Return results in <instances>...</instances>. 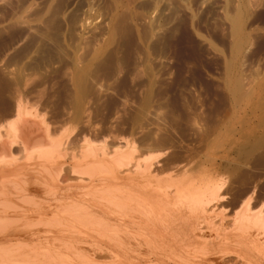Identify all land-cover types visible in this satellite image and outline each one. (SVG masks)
Instances as JSON below:
<instances>
[{"label":"rangeland","instance_id":"obj_1","mask_svg":"<svg viewBox=\"0 0 264 264\" xmlns=\"http://www.w3.org/2000/svg\"><path fill=\"white\" fill-rule=\"evenodd\" d=\"M1 1H0V5H1L0 9L2 10L1 7L3 5V1L2 3ZM39 1L42 2V0ZM49 1L53 2L54 0H49ZM70 1L71 3L69 2V0L67 1V3L68 6L71 5L72 7L70 6L71 9H69L70 7L68 8L67 6L66 9L67 11L70 10L72 13L71 12L69 13V11L68 12L65 11L67 13L61 16L62 19L64 20L61 21L62 22L61 24L63 25V23L66 22V17L70 16L69 18H71L73 16L74 19L77 20V21L75 20L74 22V19L71 18L75 24L72 23V20L70 22L71 24L68 22L64 24L66 26L70 24L69 27H71V25L74 24V28L71 27L72 28L71 31V28H68V26L66 27L64 25L62 29V25H61V27L59 28L65 30L64 33L62 32L61 29H60L61 32H59L58 30L59 28H57L58 26H56L55 29L57 28L58 33L56 32V30H54L53 31L54 34H52L53 32H51L50 35L51 36L54 35L56 38H61V40H59L53 36L55 40L61 42L57 43V41L55 40L54 42L53 39L49 36L50 41L49 40L46 41V44L48 43L50 44V42L53 41L51 43V45L52 44L53 45L51 47L48 44V46H50L49 48L52 49L50 54L47 53L46 55L44 54V52L42 53L41 49H40L41 52L39 50H36L38 48L37 46H40L42 44L41 41L43 38L42 37L40 38L42 34L40 33L41 35H39V32L36 33L34 29H32L34 31H31V28L26 29V25L27 27H30L31 24L28 26V24L25 23L26 25L24 28H23L24 26L23 24L19 25L20 27L18 26V28L20 29L18 31H22L24 29L20 33H17L18 31H14L15 29L12 31L9 29V33L7 32L8 34H6V32H3V30L5 31L3 27H5L6 23L3 22L2 20L3 16L1 17L0 14V56H1L0 59L4 57L3 56L4 52L6 53V54L4 53V55L7 54L15 55L17 51L23 53L22 55L27 56L26 57L27 59L23 56V61L25 60L26 62L31 58L34 59V57L36 60L38 56L40 57L42 53V56L43 54L45 55L43 57L47 56V58H50L51 56L52 57L50 58V62H52L51 66L55 63L54 64L55 66L54 65L53 66L57 67L60 66L59 62L57 61H60L61 57L62 58L64 57V53L62 52L66 51L68 52V55L67 57H64L65 59L70 58V56L71 57L75 56L74 58H70L67 60L69 64L70 62H72L70 60H73L75 58H83L81 59L82 61L80 59L79 60L81 62H83L84 60L83 63L85 64L90 62L93 63L96 62L95 64L96 67L93 69L92 73L90 74L92 79L89 77V81H88L89 87L87 86L89 89L86 87L87 94L86 93H85L86 95L84 94L85 98H83V100L85 101L82 100L83 106H81L82 108L80 109H82L83 111L79 109V113H81L80 115L76 113L77 107L75 104H73V106L72 104H68L70 101L69 99L71 98V95H68V93L71 92L72 89H73L72 92L74 93L73 85H71L69 82V81H71V83L73 82L72 79L73 73H71L73 72V70L70 71V69H72L71 65H69L71 67L70 69L65 68V70H69L68 72L64 70L65 74L62 73L63 71L61 72L62 74L60 73L50 74V72L48 71L46 74L43 73L45 72V70L43 69H41L43 70L42 74L40 72L41 70H39L40 73L37 71L36 72L31 71L37 74H31L30 72H29L30 74L27 73L28 76L30 75L28 77L30 78L29 83L33 84L31 86H33V88L35 89L36 86L39 87V91H37L38 88L34 90L35 98H32L31 106L33 105V101L35 103L36 98H38L37 101L38 100L40 101L41 98L43 99L44 102L38 101V104H36L38 108L35 106V104L33 106L37 108L38 113H40L41 109L44 108L42 109L43 111L41 114L43 115L42 117L45 118L49 117L51 120L47 118V120L49 119V121L47 120L46 121L52 124V127L53 125H55L54 128L56 130L58 129L57 131H59L57 132L54 128L52 129L54 136L57 137L56 139L62 140L61 142H63L64 141L63 139L66 136H69L71 134L70 132L74 131V129L76 130L74 136L76 135V133L77 135L79 133L78 136L76 135L75 137L74 136L72 137L73 140L70 139L69 142L71 144V140H72V145L71 147L69 146L70 144L67 146L69 149L67 152H65V154L67 156L70 153L77 154L79 153L81 146L83 147L84 145L86 146V144L83 143L84 141L82 139H85L84 134L87 132H82V131L85 128H88V126H91L92 124H94L93 125L94 128L95 126L96 128L100 127V130H104V128L105 129L112 128L111 130L112 134L115 136L117 135V137H119V140L120 138L122 140L123 138L127 139L126 138L127 136L129 140H134L138 144H139L138 140L143 142L144 138H146L147 135L149 136V134L153 135V137L152 135L149 136V138L152 137L149 139L150 141H148V142L152 141L151 144L155 140L157 141L158 139L160 140V141L158 140L159 141L158 144L168 140L169 138L173 139L174 145L171 141H170L171 143L168 142L170 139L166 141L167 144L164 145V147L161 146L163 144L158 146L156 142L153 143V145L155 144L154 145L155 148L153 145L150 144L154 149H152V147L149 145L147 140L143 142L145 144L140 143V146H142L141 144L145 146V147L143 146L144 148L142 147L145 152V155H150L152 153L154 156H158L161 154L160 156L165 158L168 155L169 157L174 155L175 152L178 153L180 150L181 155L183 154L182 156L185 159L181 161L180 166L174 167V165H171L170 166L171 170L168 166L167 167L168 169H166V167L165 169H160L163 172L159 170L156 171V173L153 174L154 176L150 178V183H152V185H154L156 188L160 187L161 189L162 188L164 189L165 188L164 186L173 185V187H171L172 189H170L171 191L176 189L175 188L177 183L176 181H179L180 180L179 178H181V176L183 179H185L186 177V179L189 180L190 178L196 180L198 179V177L199 179L205 177V179H208L209 181H213V183H217L219 185L224 184L225 186L224 190L219 194V196L221 195V197L219 198V200L215 201V205H217L216 202H220L223 197H227V196L229 197L227 201L228 204L226 202L224 203L221 202L222 204L218 203V206H214L211 204L212 207L209 208L210 212L208 215L212 223L211 224L212 229H209V231H207L208 228L207 229L205 228L204 230L205 235L203 233L199 234L200 232H198V234L200 236H203V238L205 236L204 239L207 238L208 241L218 239L222 236L221 239L228 240V242H230L229 243L230 248L233 249L240 248L243 250L245 247L244 244L245 242H241L240 244H237L234 241L238 239L239 236H242L245 233L250 234L248 237H246L245 241L251 240L254 242V247L256 249L255 251L256 253H254L255 260H257V262H259L260 264H264V237H263L264 229L262 228V225L257 222V220L256 221L253 220L256 219L257 214L259 216L260 213L262 214V212H264V207H263L264 206V0H74V2L73 0ZM9 12H10L9 14L12 15V11L10 9ZM238 13L242 15V25L244 27L243 31H245L244 32L245 42L244 40L241 42L239 48L242 49L241 50L239 49V51L236 50L238 51L236 54L235 49L232 48L234 47L233 45L235 44L233 43L236 42V40L233 39L235 37L232 31V22H230V20L232 19L233 16L235 17ZM115 15H117L118 17L119 15L120 16L123 15L125 16V18H127L126 26L128 27L125 29H127L128 31L126 32L124 30L122 34L123 36L118 35L119 33L116 35L114 26H111L113 25L112 21L114 20L111 17L113 16L115 18ZM128 15H130L131 18ZM110 20H111V24H110ZM10 22L13 23V21ZM10 22H8V24ZM83 22H86L87 24ZM11 23L10 25H12ZM38 24L36 23L37 26ZM32 25L35 27V23H33ZM10 28L12 29L13 27ZM112 29L115 33H112L113 32ZM66 30L69 32L71 31V33H67ZM23 32H27L25 33L26 35L28 33L31 35L28 34L26 36L24 34L25 36H23ZM31 32L36 34H33ZM60 33H63L64 35H66L67 33V35L66 37L63 38L64 35L62 34L63 35L62 36ZM18 34H21L22 37H24V40L26 41L24 42V40H21L22 37L19 36ZM58 34L61 37H58L59 36ZM112 34L116 35L114 36L115 38L113 37ZM3 35H6V37L4 38ZM7 35H9V37ZM32 35L38 36L41 40L40 41L38 38L39 40L38 41L36 38V43L32 44L34 47L30 46L31 44H28L30 36ZM26 37H28L29 39H27ZM65 38L68 39V41ZM62 39L64 40L63 41L64 42L63 44H65L64 46H61ZM72 39L73 41L69 42ZM122 40L125 42H123ZM37 41L40 42L41 44L39 43V45H37L38 44ZM66 41L68 42V45ZM120 41L123 43H121ZM15 44L17 46H15ZM34 44H36V46ZM121 44L123 47L121 46ZM19 45L20 48L18 47ZM26 46L27 47L30 46L32 47V49L28 50ZM80 46L82 47V49ZM15 47H18L19 50L18 48ZM53 47H55L56 49ZM57 47L58 48L62 47L61 56L59 54L60 59H58V55H57L60 49H58ZM63 47L65 48V50ZM6 48L8 49V51ZM23 48L24 49L26 48L25 49L26 51L31 52V53L27 52L28 55L30 54L29 57L28 55H25L27 53H25L26 51ZM39 48H41V46ZM72 48L74 51L72 50ZM79 48H80V52H79ZM14 49L17 50H15L14 52ZM54 50L57 52L56 54L57 56H54L55 54L52 53V51L54 52ZM38 51L40 52L39 55H38ZM76 51H78L80 54H77L78 52ZM33 52L34 53L36 52L35 55L37 57L33 56L34 54ZM233 52L236 54V56L235 54H233ZM53 58H54V63L52 61ZM35 60H33V62ZM231 60L232 62H228ZM105 62L108 64H106ZM83 63L82 65H84ZM231 63L233 65L231 67L232 69L229 68L230 66L229 67L227 66L228 64ZM82 65H80V67ZM67 68H69L68 65ZM117 69L121 72L117 73L118 71ZM228 70L230 71L228 72ZM93 73H95L94 74L95 76L93 75ZM39 74L43 76L46 74L45 75L46 77L45 76H44L45 78L43 76L41 77V75ZM229 74L232 77L239 78L241 82L240 84H243L240 85L243 88L241 87L239 98H237V96L234 97V95L230 91V87L227 83V78ZM31 75H33L32 78L36 80L35 82L31 80L32 79ZM64 75L65 78L67 77L66 79L64 78ZM96 78H98V81ZM63 79L65 81L64 83H63ZM111 79L112 81H114V83H111L112 82L110 81ZM43 80H45L46 83ZM66 80H68V82ZM33 82L37 84H34ZM69 85L72 86V89ZM99 86L106 88H102V90H99L98 89ZM111 86H113L114 88ZM40 88L46 91L40 92L41 90ZM67 89L69 90V92L65 93ZM93 89L94 90L96 89V91H99L100 93L99 92L96 93V91H93ZM112 90L114 92H112ZM36 91L40 95L42 94V92L44 93L41 95V98L36 97L37 96ZM105 91L108 92V95L107 92ZM46 92L48 95L46 94ZM88 93H90L91 95ZM241 93L244 94L242 95ZM31 95H30V99L31 97L34 96L33 94ZM64 95L67 96L65 97ZM66 99L67 101L68 100L69 101L67 102ZM89 99H90V103H89ZM98 99H101V102L100 100L98 102ZM94 101L96 102V104ZM86 102H88L90 105ZM141 103H143V105L145 103L146 105L143 106ZM86 104L89 106V109L84 108L85 106L87 107ZM45 109L47 111L46 114L48 116H44ZM69 110L71 111V113H68ZM133 112H135L136 114ZM83 114L85 115L82 117ZM136 115L138 118L136 117ZM55 116L56 117L59 116L58 119H56ZM71 118H73L74 120H72ZM80 118L81 120L79 121ZM86 119L89 121H87ZM8 121L10 120H7V122ZM57 121L59 122L57 123ZM5 122L4 123L2 122V124H0V129L2 134H7V130L4 128V126L6 125ZM86 122H88V124ZM80 123H82L84 127ZM66 127H68V129H66ZM91 128L93 127L91 126ZM127 133H129V135ZM81 134L83 135V137ZM160 137L164 138V140L163 139L161 140ZM103 139L104 138L102 136L96 140L94 138L93 140L97 141L98 143L99 140L101 142ZM81 140L84 145L80 143ZM122 140H120L119 143H116L117 147L118 145L124 146L122 142L125 140L123 141ZM76 145L80 147L74 148L73 146ZM146 145H149L147 149H146ZM156 146L160 148H157ZM75 150L77 151V153ZM146 151L149 152L147 153ZM143 153L141 154L145 156ZM163 155L166 156L164 157ZM68 157L70 158V156ZM68 157H66L67 159H65V161L71 162V160ZM22 163L24 165L25 159L22 160ZM27 163L29 162L27 161ZM159 172H162L163 174ZM147 181L148 180L145 179L142 180V184H145V182ZM219 181L221 183H219ZM128 185L131 186V184ZM132 192L133 191H130V193ZM253 192L255 194L253 195V202L251 203L252 205L250 204V207H248L249 209L247 208L248 210L241 208L240 206H242L241 204L243 200H246L247 198L249 199L252 196ZM128 196L129 197H126L121 202H118V204H122L123 206L126 205V207H128L129 209L133 207L138 208V205L135 203L136 201L134 200L135 197H133V195L131 194L130 195L128 194ZM171 196L173 195L171 194ZM39 199L42 200V198H38L37 200ZM28 201H30V199H28ZM140 207H142V205ZM245 218L248 221L244 220ZM255 223L256 224L258 223V226ZM128 224L129 223L126 221L125 224H122L124 225V227L121 228L119 227L117 229H107L105 231L106 237H101L98 235L96 236V234L94 233L93 234L84 233L81 235H78L77 233L74 234L68 233L65 235L44 234L40 238L35 237L29 239L28 237L21 236L22 237V238L20 237L21 242L24 241L26 246L29 247L34 245L32 244L33 242L43 241L45 240V238L47 239L50 238L49 239L50 241L51 239L52 240L57 239V240H62L61 242L63 241L71 242L72 245L71 246L69 245L70 247L62 246V249L64 247L63 250L60 249L61 245H58L59 247H54V248H42V250L43 249L45 250V251L43 250L44 253H47V255L49 256L48 258L52 257L51 259L46 258V255H43L45 256L43 258L42 256L43 252H41V249L39 250V248H37L38 249L37 252L36 249L35 250L33 249L32 251V249H30L29 247L22 246L20 247V249H18L19 251L17 250L20 256L18 255V253H16L17 255L16 257L14 256L15 253L13 255V252H17L16 249L15 251H11L9 253L5 252L7 255V256L5 255V257L1 255L0 252V257H1L0 262L1 259H3V257L4 259L6 257L9 258L11 256L10 253H12L11 257H13L14 260L15 259L17 260V258L21 256L26 258L28 257V255L31 258L32 253L33 255L35 253L36 256L35 255L34 256L36 258L32 256L33 260L32 258L31 260L29 259L23 260L24 261V262L22 261L23 263L19 260L20 258L17 261L15 260V262L12 258H11L12 261L9 260L10 258L9 259L6 258L7 260L4 259L2 260V262L7 261L5 264H9V263L12 264L11 262H13V264L15 263L18 264V261H20L21 264H30L28 261L31 262V261H35V259L37 260L38 257L37 253L41 252V255L39 256H41L45 261L39 257L36 262H33V264L34 263L38 264L39 260L41 261V259L45 262V264H49L52 261V259L56 264H71V263L131 264L130 260H128L129 259L128 256L130 254V249L132 248V246H134L133 244L137 243L138 245L135 244L136 246H145L146 248L150 247L151 249L150 248L149 249L152 250V252H156V250L162 248L163 241H160L161 238H158L156 234L153 236L150 235L148 236L146 234H140L139 232L136 233L135 231L128 229ZM259 225L261 227V230L263 229V232L260 231ZM97 229L98 228H96L95 230ZM243 229L246 232H244ZM122 232L124 234H121ZM124 238H126L127 241H130L128 243L127 241L125 242L127 244L130 243L129 245L131 247L124 242L125 240ZM131 238H133V240H131ZM150 238H154L153 241H151ZM57 240L54 241L53 243L60 242ZM75 240H77V242ZM98 240L101 242H99ZM137 240H143L144 241L143 243L145 244L142 245L141 242L140 241L137 242ZM109 242L111 243L120 242L119 244L121 245L119 246L117 252L113 251L115 245H112ZM171 246H173V243L171 244ZM145 247H142V249H146ZM123 248L125 249V251ZM99 249L102 251H100ZM202 253L203 252L199 251L196 254L200 256L202 255ZM188 255L189 254H185L184 257H182V254L180 252H176L175 255L174 254L172 255V259L168 261V256H167L166 258H164V261L166 264H173V263L182 264L183 260H185ZM80 257L81 259H79ZM46 259L48 261L47 263H46ZM212 261L213 262L217 261V264H223L220 263L219 259L216 256L212 258L211 262ZM245 261L246 260L242 258H238L236 257V255H234V257L231 258V261L225 264H247ZM2 262L1 264H4V262L3 263ZM51 264H53V261L51 262ZM144 264H149V263H144Z\"/></svg>","mask_w":264,"mask_h":264},{"label":"bare ground","instance_id":"obj_2","mask_svg":"<svg viewBox=\"0 0 264 264\" xmlns=\"http://www.w3.org/2000/svg\"><path fill=\"white\" fill-rule=\"evenodd\" d=\"M2 1H3V5L1 7L2 10L0 9L1 10L0 14H1V17L3 16V18H2L3 22L6 23L5 27H3V29H5V31L3 30V32H6V34H8L9 29L11 31L14 29H15L14 31H18L20 29V28H18L19 25L23 24L24 25L23 28H24L26 24H28V26L31 24L30 27H27V25H26V29L31 28V31L35 30L36 33L39 32V35L42 34V36H40V38L42 37L43 39L41 41L40 38L38 37L39 36L38 34H37L38 36H36V35L30 36V39L28 37H26L27 39H29V41L27 40L28 44H31L30 46L34 47L32 44L36 43V38H37V40L39 38V40L42 42V44L40 42H38L39 41L38 40L37 45H39V43H40L41 48H39L40 46H37L39 49L37 47H35V48H37L36 50H39V51L41 49L42 53L44 52L45 55L47 53L50 54L52 48L50 49L49 47L50 46L52 47L53 44L51 45V43L55 40L54 39L55 36L54 35L51 36L50 33L53 32L54 30H56L57 33H58V30H59V32H61V30L63 29V27L65 25L64 23H66V22L70 23L72 20L71 18L74 19V17L71 15L72 16L71 18H69L70 16L66 17V22H64L63 25L61 24L62 23L61 21H64L61 16L65 15V13H67L68 11H69V13L71 12L70 10L67 11V9H66L68 6V3H67L68 0H56V1L54 0L53 2H51L49 0H45V1L42 0V2L39 0H2ZM2 1H1V3H2ZM49 2H51V3H49ZM69 2L71 3L70 0H69ZM73 2H74V0H73ZM70 6H68V8ZM71 7L69 9H71ZM145 7H146V5H145ZM9 9L12 11V15L9 14L10 13ZM65 11H67V12H65ZM108 13H109V11H108ZM113 16H114V14H113ZM113 16L111 17L112 19H114L112 21L113 25H111V26H114L116 33L113 31V29H112V31H113L112 33H115L116 35L119 33L118 35H122L124 30L127 32L128 30L125 29L128 27V26H126L127 18H125V16H123V15L122 16L119 15V17L117 15H115V18ZM128 16L130 17V15H128ZM9 20L13 21V23H11ZM75 20L76 19H74V22H75ZM3 22H2V24H3ZM8 22H10L12 25H10V23L8 24ZM74 22L72 20V23H74ZM230 22H232V31H233V34L235 37L233 39L236 40V42L233 41L234 42L233 44H235V45H233L234 47H232V48H234L235 51L236 50L239 51V49H240L239 46H240L241 42L243 40L245 42V36H244L245 31H243L244 27L242 25V15L238 13L235 17L234 16L232 17ZM33 23H35V27L32 25ZM36 23L37 24L39 23L40 26L38 24V26H39L38 27L36 25ZM83 23H86V22H83ZM70 24L67 25L68 28H71V27L74 28L75 23L72 24L71 27H69ZM110 24H111V20H110ZM61 25H62V29L59 28V27H61ZM56 26H58L57 27V28H59L58 30H57V28L55 29ZM10 27H13V28L11 29ZM66 27H65V29H66ZM32 29H34V30H32ZM22 31H18L17 33H20ZM64 31L65 30H62V32H64ZM71 31H72V28H71ZM71 31L70 32L67 31V33H71ZM27 32H23V36H25L26 35L25 33H27ZM110 32H111V30H110ZM126 32H125V35H126ZM31 33H33V32H31ZM36 33H33V34H36ZM67 33H66V35H67ZM13 34H15V33H13ZM52 34H54V32ZM60 34L62 35L63 33H60ZM72 34H71V36H72ZM115 34L114 35L112 34L113 37L116 36ZM18 35L22 37L21 34H18ZM29 35H31V34H29ZM66 35H64L63 38L66 37ZM3 36H4V38L6 37V35H3ZM7 36L9 37V35H7ZM49 36L53 39V41L51 39L52 42H50V44L48 43L50 46H48V44H46V41H48L50 38ZM69 36H67V37H69ZM58 37H61V36L59 35ZM17 38H18V36H17ZM56 39L61 40V38H56ZM246 39H247V37H246ZM21 40H24V37H22ZM66 40L68 41V39H66ZM25 41L26 40H24V42ZM55 41H57V40H55ZM63 41L64 40L62 39V45L61 46L65 45V44H63L64 43ZM72 41H73V39L69 42H72ZM60 42L57 41V43H60ZM123 42H125V41H123ZM123 42H121V43H123ZM17 43H19V42H17ZM11 44H12V42H11ZM26 44H27V42H26ZM34 45L36 46V44H34ZM67 45H68V42H67ZM15 46H17V45L15 44ZM30 46H28V47L26 46L28 50L32 49V47H30ZM87 46H88V44H87ZM121 46H122V44H121ZM18 47L20 48V45ZM18 47H15V48H18ZM55 47H53V48H55ZM58 47H60V46H58ZM72 47H74V46H72ZM19 48H18V50H19ZM61 48H58V49H60V51L57 50L58 54L55 50H54V52L52 51V53L55 54V55L53 54L54 56L58 55V59H60L59 54L61 56V51H62ZM74 49H76V48H74ZM81 49H82V47H81ZM15 50H17V49H14V52H15ZM64 50H65V48H64ZM72 50H73V48H72ZM7 51H8V49H7ZM39 51H38V55L41 52V51L40 52ZM120 51H121V49H120ZM136 51H137V49H136ZM238 51H236L235 53L237 54ZM11 52H13V51H11ZM27 52L31 53L30 51H26L25 53H27ZM65 52L66 51H64L62 53H64V57H67L68 52H66L67 54ZM76 52H78V51H76ZM79 52H80V48H79ZM79 52L77 54H80ZM4 53H3L4 57L2 56L3 58L0 59V124H2V122L4 123L6 121L5 122L6 125L4 126V128L7 130V134H2L1 129H0V252H1V255H3L5 257L7 252L9 253L11 251H15V249L17 251L22 246L29 247V246H26L24 241H23L24 243L21 242V238H22L21 236L28 237V239H29V238H35V237L40 238L44 234H54V235L62 234V235H65L68 233H70V234L77 233L78 235H81L84 233H87V234H93L94 233V234H96V236L98 235L101 237H106L105 231L107 229H117L119 227L120 228L124 227V225H122V224H125L127 221L129 223L128 229L133 230L136 233L139 232L140 234H146L148 236L149 235L153 236L156 234L158 238H161L160 241H163L162 248L156 250V252H152V250H150L151 249L150 247H149L150 248L149 249V248H146L145 246H136V245H138L137 243H135L136 245L132 243L134 246H132V248L130 249V254L128 256V258H129L128 260H130L131 264H144V263L166 264L164 261V258H166L168 256V261H169L170 259H172V255L173 254L175 255L176 252H180L182 254V257H184L185 254H189L187 256V258L185 260H183L182 264H217V261H215L216 263L213 261L211 262V260L214 256H216L219 259L220 263L225 264L227 262H230L231 258H233L234 255H236V257H238V258H242V259L246 260L245 262L247 264H260L259 262H257V260H255L254 253H256L255 252L256 249L254 247V242L251 240L245 241L246 237H248L250 234L245 233L244 235L239 236L238 239H236L234 241L237 244H240L241 242H245L244 243L245 244L244 250L241 251L242 253L235 251L233 248H230L229 247L230 242H228V240L221 239L222 236L218 239L208 241L207 238L204 239L205 236L203 238V236L199 235L201 233L204 234L205 228L206 229L208 228L207 231H209V229H212V226H211L212 223H211L209 215H208L210 212L209 208L212 207V205L218 206V203H221V202L227 203V201H228V198H229L228 196L223 197L224 199L222 198V200L220 202H216L217 205H215V201L219 200V198L221 197V195L219 196V194L224 190V187H225L224 184L219 185L217 183H213V181H209L208 179H205V177L200 178V179L198 177V179H196V180L195 179L193 180V178H190V180H189V179H186V177H185V179H183L181 176V178H179L180 180L176 181L177 183L174 181L176 183V187H175L176 189L171 191L170 189H172L171 187H173V185L172 186H164L165 188L161 189L160 187L156 188L154 185H152V183H150V178L152 176H154L153 174H155L156 171H158V170L162 171L160 169H165V167H166V169H168L167 167L169 166V168H170L171 165H174V167L180 166L181 161H183V159H184L182 156L183 154L181 155L180 150L178 153L175 152L174 155H172L173 154L172 153L171 154L172 156H170V157H169V155L167 157H165L166 155L165 156L163 155L165 158L161 157L160 156L161 154L158 156H154L151 152H150L151 154L149 153L150 155H145V152L143 150V148L145 147L143 144H145V143H143V142H145L146 140H147V142L150 141L149 139L153 137L152 134H151L152 137H150V138H149V136H151V135L150 134H149V136L147 135V137L144 138V141L142 138L143 142L138 140L139 144L137 142H135L134 140H129L127 136H126L127 139L123 138V136H122L123 140H125V141H123L121 138H120V140L123 141L122 143L124 144V146L118 145V147H117L116 143H119L120 140H119V137H117V135L115 136L112 134V132H111L112 128H109V129L104 128V130H100V127L96 128V126H95V128H94V126H93L94 124L91 125L93 128H91V126L87 125L88 128H85V129L83 128L84 129L83 131L81 129L82 132H87L84 134L85 139H82L84 141L83 143H85L86 146L82 143V140H81L80 143H82L84 145V147L81 146V148L82 147L83 148L82 149L80 148V151L78 150L79 153H77L76 150L75 151L77 154L67 153V154H69L68 156H70V158L65 154V152H67L69 149L67 147L70 144L69 141H70V139L73 140L72 137L74 136L76 130L74 129V131H71L70 132L71 134L70 133H69L70 135L68 134L69 136H66V137L64 136L65 138L64 139L62 138L64 140L63 142H61L62 140L56 139L57 137L54 136L53 130H52L55 125H53V127H52V124L47 122V121H49L50 118L47 117V118H49L47 120V118L42 117L43 115H41L43 112L42 109H44V108L41 109V112L38 110L40 113L37 112L38 107L36 106V104H38V101H39V100L37 101L38 98L35 99L37 102L35 101V103H34V101H33V105L35 104V106L37 108H35V106H33V105H32L33 107L31 106L32 98H35L34 90H36L38 88L37 91H39V87H37L35 85L36 86V89H35V88H33V86H31L33 84L29 83L30 78H28V77L30 75L28 76L27 73L30 72L31 74H37V73H33V72H36V71L39 72V70L43 69V70H45V72H43V73H46V74H47V71L50 72V74L51 73L52 74H54V73L55 74H59V73L65 74V72H64L65 68L70 69L71 67L69 65H71L72 69H70V71L73 70V72H71V73H73V77H72L73 82L72 83H71V81H69V82L71 85H73L74 93L72 92L73 89H72L71 85H69L72 89L71 92H69L68 89H67V91L65 90L66 92L65 91L64 92L65 93L69 92L68 95H71V98L69 100L70 101L72 100L71 102H73V103H71L68 100L69 101L68 104H72V106H73V104H75L77 109H78L77 110L75 108L76 113L78 115H80L81 113H79V109L82 108L81 106H83L82 100H83V98H85L84 94L87 92L86 87L89 85V83H88L89 77L91 78L90 74L92 73L93 69L96 67V65H95L96 62L93 63V62L88 61L90 63L85 64V63H83L84 60H83V62H81L82 61L81 59H83V58H75L73 60H70L72 62H70V64H69L67 62V60L75 57V56L71 57L69 54L70 58L65 59L64 57L63 58L61 57L60 61H57V62H59L60 66L56 65L57 67H54L55 66L54 65L55 64L54 63L55 57L53 56L54 58L52 60L54 63L53 64L54 66L53 65L51 66L52 62H50V58H52V57L49 54L48 55L50 56V58H47V56L43 57L45 55L43 54V56H42V53H41L40 57L38 56V58L36 60H35V57H34V59H32L30 57L31 59H29L28 61L25 62V60L23 61V56H24V55H22L23 53L16 51V53L14 55V54L8 52V53L12 54L13 56L8 55V54H7L8 55L7 56V55H4ZM35 53L33 54V56H36ZM235 53L233 52V54H235ZM65 54H66V56H65ZM113 54H115V53H113ZM236 54H235V56H236ZM25 55H28V53ZM29 55H28V57H29ZM108 55H110V54H108ZM24 57L26 58L27 56H24ZM122 57H124V56H122ZM0 58H1V56H0ZM233 58H234V55H233ZM33 60H35V61L33 62ZM55 62H56V59H55ZM228 62H232V60L228 61ZM82 63L84 65H82ZM102 63H103V61H102ZM235 63H236V61H235ZM106 64H108V63H106ZM67 65L69 68H67ZM80 65H82V66L80 67ZM97 66H98V64H97ZM227 66L228 67L230 66L229 68H231L233 65L231 63V64H228ZM233 69H234V67H233ZM43 70L40 71L41 74H42ZM230 70H228V72ZM31 71H33V72H31ZM65 71L68 72L69 70H65ZM112 71H111V73H112ZM118 72H121V71L118 70L117 73ZM41 74H39V75H41ZM94 74L95 73H93V75ZM230 74L227 78V83H228V85L230 87V91L234 95V97L237 96V98H239L240 92H241V87H242L240 85H243V84H240L241 82H240L239 78L232 77ZM32 76L33 75H31V78H32ZM34 76H37V75H34ZM42 76L43 75H41V77ZM39 78H40V76H39ZM64 78H65V75H64ZM112 78H113V76H112ZM96 79L98 81V78H96ZM31 80H33L34 82L36 81L33 78ZM41 80H42V78H41ZM43 81L45 82V80H43ZM66 81L68 82V80H66ZM110 81H112V79ZM53 82H54V79H53ZM64 82L65 81L63 79V83ZM31 83H32V81H31ZM56 83H57V81H56ZM111 83H114V81H112ZM34 84H37V83H34ZM38 85H40V84H38ZM97 85H98V82H97ZM151 85H152V83H151ZM101 86H99V87H101ZM99 87H98L99 90H102V88H106V87H101V88H99ZM111 87H113V86H111ZM96 88H97V86H96ZM105 90H107V89H105ZM37 91H36V93H37ZM41 91L44 92L46 90L41 89L40 92ZM93 91H96V89L95 90L93 89ZM43 92H42V94H44ZM97 92H99V91H96V93ZM105 92H107V91H105ZM109 92H111V91H109ZM112 92H114V91L112 90ZM31 94H33L34 96L31 97V99H30ZM38 94L39 93H37L36 97L41 98L42 94L41 95L39 94L40 96ZM46 94H47V92H46ZM88 94H90V93H88ZM107 95H108V92H107ZM87 96H89V95H87ZM68 97H70V96H68ZM53 98H56V97H53ZM91 98H92V96H91ZM41 99H40V101L44 102L43 99L42 100ZM109 99H111V98H109ZM99 100L101 102V99H98V102H99ZM66 101H67V99H66ZM83 101H85V100H83ZM95 101H97V100H95ZM107 101H108V99H107ZM148 102H149V100H148ZM86 103H88V102H86ZM89 103H90V99H89ZM83 104H84V102H83ZM95 104H96V102H95ZM124 104H126V103H124ZM141 104L143 105V103H141ZM101 105H103V104H101ZM144 105H146V104L144 103ZM46 107H48V106H46ZM71 107H70V109H71ZM148 107H147V109H148ZM84 108L89 109V106L87 105V107L85 106ZM141 108H142V106H141ZM80 110L83 111L82 109H80ZM112 110H115V109H112ZM44 111H45L44 116H48L46 114V112H47L46 109ZM86 111H88V110H86ZM68 113H71V111L69 110ZM133 113H135V112H133ZM109 114H111V113H109ZM84 115L85 114H83L82 117ZM58 117H56V119H58ZM136 117H137V115H136ZM64 118H65V116H64ZM69 118H70V116H69ZM85 118H87V117H85ZM71 119L74 120L73 118H71ZM88 119H91V118H88ZM7 120H10V121L7 122ZM80 120H81V118L79 119V121ZM87 121H89V120H87ZM58 122L59 121H57V123ZM86 123L88 124V122H86ZM80 124H82V123H80ZM83 127H84V125H83ZM66 129H68V127H66ZM55 130H54V132H55ZM63 130H65V129H63ZM57 132H59V131H57ZM114 134H116V133H114ZM127 134L129 135V133H127ZM66 135H67V132H66ZM76 135H77V133H76ZM78 135H79V133H78ZM118 135H119V133H118ZM102 136L104 139L101 142H100V140H101L100 139L99 140L100 143L99 142L97 143V141L93 140L94 138L96 140ZM82 137H83V135H82ZM92 137H93V139H92ZM162 139L164 140V138H161V140ZM72 140H71V144L69 145L70 147L72 145ZM152 140H154V139H152ZM158 140L157 141L155 140L153 143L156 142L158 144V142L160 141V140L159 141ZM168 140H166V141H168ZM174 140H175V138H174ZM166 141L161 142L160 144H158V146L163 144L161 146L164 147V145L167 144ZM170 141L174 145L173 139H170L168 142H170ZM151 142H148L149 145L151 144ZM140 143H143V144H141L142 146H140ZM148 143H146V144H148ZM153 143L151 145H153ZM149 145H146V149H147V147H149ZM158 146H156V147L160 148ZM73 147L78 148L80 146L76 145ZM72 148H71V150H72ZM154 148H155V146H154ZM154 148L152 147V149H154ZM148 149H150V148H148ZM146 152L148 153L149 151H146ZM72 153H73V151H72ZM141 153H143L145 156H143ZM139 155H140V157H139ZM141 155H142V157H141ZM66 157H68L71 160V162H66L65 161V159H67ZM23 159H25L24 165L22 163ZM27 161L29 163H27ZM182 163H184V162H182ZM170 170H171V168H170ZM177 170H178V168H177ZM162 172H159V173H162ZM144 179L148 180V181L145 182V184H142V180H144ZM219 183H221V182L219 181ZM128 184H131V186H129ZM130 191H133V192L130 193ZM254 192L249 199L247 198L248 200L247 199L243 200V202L241 204L242 206H240L241 208L247 209L248 207H250V204L253 202V195L255 194ZM128 194L129 195L131 194V195H133V197H135L134 200L136 201L135 203L138 205V208L133 207V208L129 209L128 207H126V205L123 206L122 204H118V202H121L126 197H129ZM171 194L173 196H171ZM38 198H42V200H40V199L37 200ZM28 199H30V201H28ZM130 201H132V200H130ZM141 205H142V207H140ZM243 212H246V211H243ZM260 212H262V211H260ZM263 214H264V212H262V214L260 213L259 216L257 214L256 219H253V218L252 219L254 221L257 220V222L260 223L262 225V228L264 229V215ZM244 220H246V218ZM246 221H248V220H246ZM258 223L257 224L255 223V224L258 226ZM96 228H98V229L95 230ZM259 228H260V231L263 232V229L261 230L260 225H259ZM113 231H116V230H113ZM243 231L246 232L244 229H243ZM198 232H200V233L198 234ZM175 233H176V235H175ZM121 234H124V233L122 232ZM160 234H162V235H160ZM183 235H185V236H183ZM263 237H264V232H263ZM91 238H92V236H91ZM49 239L45 238V240H43V241L33 242L32 244H34V245L31 246L32 248L31 247H29V248L32 249V251H33V249L34 250L36 249L37 252H38L37 248H39V250L41 249V252H43L42 256L46 255V258H48L49 256L47 255V253H44L45 250L43 249L44 250L43 251L42 248H54V247H59L58 245H61L60 249H62V246H69V245L71 246L72 245L71 242H66V241L61 242L62 240H57V239H54V240L51 239V241H52L51 242ZM124 239H125L124 242L127 241L126 238H124ZM153 239L154 238H150L151 241H153ZM56 240L60 241L61 243L60 242H55L58 244L53 243ZM131 240H133V238H131ZM75 241L77 242V240H75ZM122 241H123V239H122ZM139 241L141 242L142 245L145 244V243H143L144 242L143 240H137V242H139ZM81 242H79V243H81ZM99 242H101V241H99ZM128 242H130V241H127V243ZM109 243H111V242H109ZM119 243H117V242L111 243L112 245H115V248L113 251H115V252L118 251L119 246L121 245ZM172 243H173V246H171ZM129 244H127V245H129ZM142 247H145L146 249H142ZM200 247H202V248H200ZM236 247H238V246H236ZM89 248H90V246H89ZM11 249H13V250H11ZM63 249H64V247H63ZM6 250H8V251H6ZM90 250H92V249H90ZM18 251L13 252V255L15 253V255H14L15 257L17 256L16 253H18ZM100 251H102V250H100ZM124 251H125V249H124ZM199 251L203 252L202 255H200V256H198V254H196ZM41 252L37 253V256H38L37 260L39 257L42 258L41 256H39V255H41ZM86 252H88V251H86ZM238 253H240V254H238ZM10 255L12 256V253H10ZM18 255H19V253H18ZM34 255H35V253H34ZM34 255L32 253V256H34ZM74 255H75V252H74ZM97 255H98V252H97ZM11 256L9 257L10 259L7 257L6 258L9 259L10 261H12L11 258L13 260H14V258ZM32 256H31V258L33 260ZM35 256H34V258H36ZM4 257H3V259H4ZM44 257L45 256H43V258ZM56 257H57V255H56ZM56 257H55V259H56ZM71 257H73V256H71ZM179 257H181V256H179ZM6 258L4 260H7ZM31 258L28 255V257H26V258L22 257V256L18 257L17 260L19 259L22 262L23 260H28V259L31 260ZM51 258H48V259H51ZM3 259H1V262ZM42 259H41V261L39 260L38 264H42V263L45 264V262H44L45 260L43 259L44 260L43 261ZM79 259H81V257ZM177 259H180V258H177ZM15 260H14V262H15ZM37 260L35 259V261H31V262L28 261V262L30 264L31 263L33 264V262H36ZM20 261H18V264H21ZM52 261H53V264H56V263H54L53 259H52ZM1 262H0V264H1ZM6 262L7 261H5L4 264ZM47 262L48 261L46 259V263ZM49 262H50V260H49ZM51 262L49 264H51ZM83 262H85V261H83ZM11 263L13 264V262H11ZM71 264H73V263H71ZM179 264H181V263H179Z\"/></svg>","mask_w":264,"mask_h":264},{"label":"crops","instance_id":"obj_3","mask_svg":"<svg viewBox=\"0 0 264 264\" xmlns=\"http://www.w3.org/2000/svg\"><path fill=\"white\" fill-rule=\"evenodd\" d=\"M235 251H237V252H241V251H243V249H240V248H238V249H234Z\"/></svg>","mask_w":264,"mask_h":264}]
</instances>
